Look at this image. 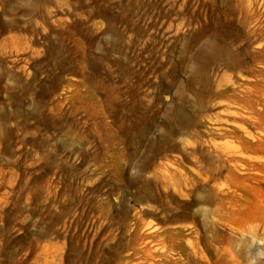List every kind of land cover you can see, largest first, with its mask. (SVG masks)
<instances>
[{
    "label": "rangeland",
    "instance_id": "obj_1",
    "mask_svg": "<svg viewBox=\"0 0 264 264\" xmlns=\"http://www.w3.org/2000/svg\"><path fill=\"white\" fill-rule=\"evenodd\" d=\"M63 1L50 3L48 17L19 12V24L0 27V264H133L137 219L191 225L182 233L198 253L185 249L190 264L214 260L200 217L178 218L182 197L162 196L157 176L188 175L194 141L199 157L207 153L203 140L224 110L213 96L221 74L238 88L260 74L249 58L228 68L198 47L239 45L227 33L235 0H78L75 15ZM250 3V13L264 15V0ZM177 107L188 122L179 133L170 122ZM210 161L207 154L198 164ZM237 194L220 202L243 210L242 228L256 225L264 178ZM220 231L234 239L222 244V264L231 254L239 264H264L261 228L254 240Z\"/></svg>",
    "mask_w": 264,
    "mask_h": 264
},
{
    "label": "bare ground",
    "instance_id": "obj_2",
    "mask_svg": "<svg viewBox=\"0 0 264 264\" xmlns=\"http://www.w3.org/2000/svg\"><path fill=\"white\" fill-rule=\"evenodd\" d=\"M51 2L58 7L65 4L63 0H0V27L4 24L10 27L19 24V12L30 16V19L33 16L48 17ZM251 4L250 0L246 5L241 0H235L226 9L236 15V22L231 30L230 25L227 27V33L241 38L238 46L205 40L198 47L204 52V56L222 62L228 68L242 69L249 58L252 63L260 65L256 66L260 74L248 82L252 86L243 88L234 85V76L221 74L214 81L213 96L223 101L224 110L216 116L214 128L208 131L210 137L203 140L207 153L199 157L198 141H194L187 148L191 165L188 175L182 172L169 175L166 171H159L157 176L160 179L158 190L162 196L182 197V210L176 213L178 218L199 216L206 242L213 243L215 259L202 257L204 263L195 259L194 264H222L221 260L226 256L221 251L222 244L232 246L234 239L228 237L223 241L218 238L220 230L228 228L234 236H237L239 230L242 232L239 234L240 238L246 233L252 240L258 236L260 228L264 234V213L256 225L242 228L247 219L238 215L243 210L224 207L220 202L228 197L237 198V191L264 178V40L259 41L264 34V15H258L256 11L250 13ZM69 6L75 15L78 0H70ZM247 15L253 19V25L249 28L244 25L249 18ZM227 22L230 24L229 20ZM217 34L223 35L226 32L221 30ZM10 38L21 40V36L17 35H11ZM200 79L204 81L210 77L203 75ZM238 79L243 82L239 77ZM180 112V108H175L170 118L172 130L176 133L181 131L182 126H188V122L181 119ZM207 154L211 157L209 166L198 164ZM160 207L159 212L164 211L165 208L162 205ZM150 210L155 211L156 208ZM219 220L224 229L217 225ZM171 221H176V217ZM137 224L139 232L132 248L133 264H190L189 259L198 255L194 245L188 242L186 245L182 239V233L191 229V225L161 228L140 219H137ZM208 232L212 234L208 235ZM185 249L191 250L193 257L187 256ZM227 262L239 264L232 254Z\"/></svg>",
    "mask_w": 264,
    "mask_h": 264
}]
</instances>
